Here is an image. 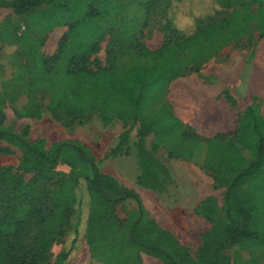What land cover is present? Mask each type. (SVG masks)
<instances>
[{"label": "rangeland", "instance_id": "374dc122", "mask_svg": "<svg viewBox=\"0 0 264 264\" xmlns=\"http://www.w3.org/2000/svg\"><path fill=\"white\" fill-rule=\"evenodd\" d=\"M67 1L71 13L68 16L66 14L64 18L55 16V12L51 14L52 8L48 5L24 15L16 14L12 8L0 7V89H10L13 78L25 76L23 69L15 66L19 60L26 62L36 89L28 99L26 97L14 99L15 97L8 91L0 93V110L6 114L5 126L30 142L50 149L59 141H79L93 152L102 173L112 174L123 186H131L135 183V179H132L138 174L135 157L123 156L124 150L121 153L122 159L112 157L109 152L118 145L126 129H128L126 145H131L135 149L141 116L136 122L130 116L125 120L124 117L128 112L125 110L123 99L118 98L110 101V107L113 109L111 111L97 110L73 119L74 115H67L68 108L57 109L60 101L58 98L49 93L43 94L40 90L42 80L39 75L42 76L45 71H41L38 75L34 73V66L36 61L45 57L41 54V47H54L55 50V57L49 60L51 72L48 79L60 87L63 86L68 92L67 89L70 84L72 85V75L65 74L68 59L65 57L57 62L59 42L63 36L68 37L62 46L65 47L64 53L71 57L88 51L94 38L97 37L95 33H102L97 50L90 55L89 66L91 69L100 70L101 76H112L136 63L146 64L149 67L148 71H151L158 62L166 60V57L161 58L152 52L167 42L177 43L183 39L182 36L193 37L194 39H191L193 43L198 42L203 46L200 57L190 54L192 47L183 50L178 54L179 57H167V60H172L175 67L161 71L158 75L159 79L166 80L171 76V72H181L183 66L191 67L194 58L200 60V75L204 77L213 78L223 75L230 79L237 74L240 81L251 74L255 81L259 80V84H255L254 92L263 100L264 111V0L261 2L228 0L229 3H226L218 14L210 17L209 20L213 23H208V28L201 27L199 35L194 32L196 19L203 15L210 16L209 14L219 9L216 0H83L81 4H79L80 0ZM169 19L173 21L174 33L166 29ZM227 20V26L223 27L227 31L223 32V28L217 25H222ZM61 21L64 22L63 25H60ZM49 26L52 29L44 30ZM59 27L66 30L65 35L57 36L56 28ZM228 30L236 31L237 34L228 35ZM175 39L177 41L173 42ZM183 56L184 61L181 59ZM94 60L96 61L93 62ZM192 72L186 70L184 74ZM163 86L157 84L146 89L144 100L148 101L145 103L146 107L150 106L148 112L155 110L160 99H164L163 95L167 92V87L160 89ZM132 93L131 97L135 99L137 92ZM34 107L39 109L38 113H35L36 111L30 113V109ZM79 113L78 111L75 115ZM136 126L138 128L135 129ZM234 140L237 141L236 138ZM245 148L241 149L243 156L248 161L255 160L254 150L248 149L249 152L246 154ZM23 161L24 156L19 148L8 141L0 140V169L11 167L15 173L23 175L25 182H33L35 174L25 173L20 168ZM72 165L73 162L69 160L61 161L51 180L38 179V183L33 185L35 187L33 193L45 191L53 195L57 189V173L70 175L73 171ZM75 166V169H81L79 163ZM167 166L172 168L175 177L174 185L168 194L158 196L148 190H139V192L142 194L148 214L153 217L160 229L172 233L180 242V246L187 250L183 263L194 264L197 263L198 249L202 245V233L207 230V223L198 211V208L203 209V205H199L203 195L200 196L196 189L191 188L189 195L179 196L176 188H182L189 183L182 177L196 171L195 167L198 164ZM147 176L149 177V174ZM249 183L251 188L245 187L247 207L255 215L263 216L261 225L254 227V230L260 229L261 232L257 239L229 250L230 264H264V196L262 194L264 171L253 177ZM216 196L222 203L220 209L218 202L216 205L211 204L209 209L211 212L212 208L217 209L221 220L224 221L226 220L224 196L220 194ZM86 205L88 207L87 203ZM85 212L83 214L85 220L81 225L84 233L87 220V211ZM135 212L138 216L137 203L133 200L128 205H118L117 214L121 226L116 231L115 239L119 242L90 245L86 237L82 236L69 264H163L142 248L132 245L131 242L126 243L129 235L126 227L135 218L133 216ZM65 239V237L58 241L55 239L46 260L41 264L56 263L57 256L64 249ZM70 241L71 239L67 242Z\"/></svg>", "mask_w": 264, "mask_h": 264}, {"label": "trees", "instance_id": "16d2710c", "mask_svg": "<svg viewBox=\"0 0 264 264\" xmlns=\"http://www.w3.org/2000/svg\"><path fill=\"white\" fill-rule=\"evenodd\" d=\"M236 1L241 2V0ZM81 2L83 0H80L79 4ZM153 3L154 1L151 5ZM216 3L219 9L209 14L210 16L203 15L196 19L194 32L198 35L201 33L202 26L208 28V23H213L209 20L210 17L218 14L229 2L216 0ZM44 5L50 6L51 14L55 12V16L64 18L66 14L68 16L71 13L67 0H4L0 2L1 8H12L18 15H24ZM63 23L61 21L60 25ZM227 23L228 20L217 26L223 28L227 26ZM49 29L52 27L49 26L44 30ZM166 29L174 33L172 19H169ZM226 31L227 29L223 28V32ZM95 34L97 37L94 38L88 51L71 57L64 53L65 47H62L68 37L63 36L59 42L57 62L66 57L68 64L65 74L73 77L72 85L70 84L67 89L69 92L63 86L60 87L48 79L51 72L49 60L55 56L41 57V60L36 61L34 73L39 75L41 71H45L42 76L39 75L42 80L40 90L43 94L49 93L58 98L60 101H58L57 109L68 108L67 115H74L73 119L97 110L111 111L113 109L110 107V101L123 99L125 110L128 112L124 119L128 120L131 117L136 122L141 116L140 120L143 121L138 135L140 140L137 144L142 169L140 183L156 188L161 183L163 185L169 182L171 176L158 159H154L145 151L142 137L150 132H156L161 141H173L172 148L179 142V147L176 149L182 156H188L193 151L192 143L199 137L182 130L183 127L177 119L173 118L164 99H160L155 110L148 112L150 106L145 105L148 101L144 100V93L146 89L157 84L164 85L160 88L164 89L173 78L185 75L186 70L200 71V60L194 58V64L191 67L183 66L180 69L181 72H171V76L166 80H161L158 76L161 71H168L175 67L172 60H167V57H179L178 54L187 47L193 48L190 54L200 57L203 46L198 42L193 43L191 41L193 37L182 36L183 39L173 41L177 43L167 42L152 52L161 58L166 57V60L158 62L151 71H148L149 67L146 64L136 63L112 76H101L100 70L89 67L90 55L97 50L96 47L102 36L101 32ZM232 34L237 33L230 30L228 35ZM181 59L184 61V56ZM29 76L32 93L36 89L31 75ZM132 92H137L135 99L131 97ZM78 111L80 113L76 116ZM32 112L38 113L39 109L34 107L30 109V113ZM5 122L6 114L0 110V140L8 141L20 149L24 156L20 168L25 173H33L35 176L33 182L27 183L23 175L15 173L13 168L0 169V264H41L46 260L55 239L58 241L64 237L66 238L65 246L57 256L55 264H69L82 236L86 237L90 245L119 242L115 239L116 231L121 226L117 207L127 200L137 203L138 216L135 212L133 215L135 218L126 227L129 231L126 243L131 242L132 245L142 248L163 264H185L183 259L186 258L187 250L180 246V242L172 233L160 229L150 218L140 196L135 191L124 187L115 178L99 170L95 155L87 146L76 140H63L54 143L50 149H45L8 129ZM180 129L181 131H178ZM236 139L237 146H232L229 140L223 139L220 152L222 159L217 160L215 157L206 162V167L214 174L219 185L227 186L224 194L226 220H221L217 209L212 208V212L209 209L212 214L208 218L212 226L201 236L202 245L198 249L197 263L194 264H230L228 252L232 247L247 244L260 235L261 230H254V227L261 225L263 216L255 215L247 207L245 188L250 178L264 171V116L260 115L258 105L246 111ZM127 142L128 129L121 135L120 142L110 155L117 157ZM214 145L211 143L209 147L210 155H213L210 151L218 148ZM243 147L254 150L256 159L248 161L242 154ZM64 159L73 162V171L70 175L57 173L55 193L53 195L45 191L33 193L35 188L33 185L38 183V179L51 180L56 174V168ZM78 163L81 165L80 170L75 169ZM85 210L87 220L84 233L81 225L85 220H83ZM198 211L200 214L204 212L199 208ZM67 239L71 241L67 242Z\"/></svg>", "mask_w": 264, "mask_h": 264}, {"label": "crops", "instance_id": "0c3cea01", "mask_svg": "<svg viewBox=\"0 0 264 264\" xmlns=\"http://www.w3.org/2000/svg\"><path fill=\"white\" fill-rule=\"evenodd\" d=\"M56 29L57 36L65 35L66 30H64L63 27ZM46 48H40L42 55L45 57H52L55 55V50H53L54 47ZM15 66L23 69L22 72L25 76L13 78L10 82V89H0V93L3 94V92L8 91L9 94L15 97L14 99L20 97H26L28 99L32 91L28 66L24 60H19L15 63ZM200 72L201 70L198 73L192 72L191 74L173 78L166 86L167 92L164 94V102L168 104L173 118L177 119L179 124L183 127L182 130L189 131L199 137V139L196 138L192 143L193 151H191L188 156L179 155V150L176 149L179 147V142L175 143L177 145L172 148L174 142L166 140L161 141L156 132H150L142 137L145 144V151L150 153L151 157L154 159H158L161 164L167 168L171 176L170 181L163 185L161 183L156 188L140 183L142 169L139 163L140 157L137 144L140 140V136L138 135L143 126L142 120L138 123L140 125V130L137 134L138 141L134 144L135 149L131 145H125L123 149L124 155L121 154V151L117 157L122 159L121 155H130L129 157L134 156L137 160L138 174L132 177V179H135V183L131 186L124 185V187L135 191V193L140 196L143 204L144 201L139 190H148L158 196L168 194L171 190V187L174 185L173 182L175 177L173 176L172 168L167 166L168 164H186L193 166L194 164H198L199 167H195L197 169L196 171L191 172V175L187 174L185 177H182L189 183L182 188H176V190H178L177 195L179 196L189 195V190H191V188L196 189L200 196L203 195L199 205H203L204 212L203 214L201 213L200 216L207 223L206 229L208 230L212 226L208 218L212 214L209 211V206L211 204L216 205V202H218V207H221L222 203L216 195L220 194L224 196L227 186L219 185L214 174L206 167V162L208 159L215 157L217 160L222 159L220 152L221 146H223V139L229 140L232 146L236 145L235 143L238 141L234 139L238 135L243 117L250 107L258 105L260 115L262 116H264V111L263 100L257 97L258 95H255L254 92L255 84H259V80L257 79V81H255L251 74L249 77L247 76L245 79L239 81V77L236 73L233 78L229 79L227 76L223 75L214 76L213 78L204 77L200 75ZM20 84L22 86H19ZM136 128H138V126H136L135 129ZM178 131H181V129ZM211 143L215 144L214 147H218L217 150L214 148L210 151L213 155H210L208 151ZM130 147L131 150H129ZM111 152H109V155ZM244 152L247 154L249 152L248 148H245ZM125 159H127V157H125ZM107 175L115 178L110 173ZM250 180H248L245 185L248 189L251 188V184L249 183ZM262 191L264 196V189ZM129 202H131V200H127L123 204L128 205ZM150 218L153 219L152 216H150Z\"/></svg>", "mask_w": 264, "mask_h": 264}]
</instances>
